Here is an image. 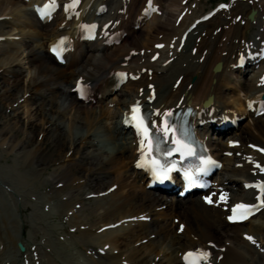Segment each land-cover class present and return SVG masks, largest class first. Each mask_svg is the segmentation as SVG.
I'll return each instance as SVG.
<instances>
[{
    "label": "bare ground",
    "instance_id": "1",
    "mask_svg": "<svg viewBox=\"0 0 264 264\" xmlns=\"http://www.w3.org/2000/svg\"><path fill=\"white\" fill-rule=\"evenodd\" d=\"M187 1L78 0L71 10L72 0H43L59 4L60 12L67 8L58 29L46 30L54 18H34L47 48L69 42L63 73L60 65L55 69L48 62L50 53L42 55L36 36L30 34L37 25L22 20L27 14L18 8L24 3L0 0V18H16L0 20V119H14L18 109L13 106L19 100H35L38 107L28 120L40 123L26 125L23 140L18 138V120L0 128V147L6 148L2 156L14 155L12 168L20 188L1 175L0 187L22 213L30 204L29 194L42 189L35 204L52 206L59 219L66 215L70 229L66 232L65 225L51 221L44 244L37 231L12 235L18 224L8 232L0 218V264H162L151 254L163 250V264H189L202 253L208 255L201 264H264V208L243 224L227 223L237 205H264V193L244 188L264 183V115H255L264 102L250 98L264 92V58L257 60L264 54V0H231L227 9L198 21L193 30L190 26L205 14L195 9L178 27L187 15ZM91 24L96 26L92 41L81 36L82 28ZM252 28L256 30L248 41ZM158 35L160 41L155 42ZM119 39L121 45L110 50L108 44ZM24 40L29 46L23 50ZM24 61L30 73L25 74ZM143 70L151 75H142ZM116 75L126 80L116 81ZM234 75L244 82L232 86ZM81 88L87 96H81ZM115 92L114 126L104 129L100 122L107 114L100 105ZM137 104L152 131L168 138L172 131H163L164 114L187 105L193 109L191 121L200 140L222 166L200 201L193 196L173 200L148 189L146 173L137 167L138 162L144 164L142 139L124 124ZM246 108L253 117L252 130L235 134L240 128L233 124L239 116L234 109ZM6 109L11 111L7 118ZM59 111L61 118L56 117ZM47 112H53L49 118ZM222 122L235 127L220 130ZM34 136L37 144L31 142ZM16 197L26 203L17 205ZM52 208L48 221L55 218ZM142 240L149 245L132 247ZM18 243L25 247L23 253L17 251Z\"/></svg>",
    "mask_w": 264,
    "mask_h": 264
},
{
    "label": "rangeland",
    "instance_id": "2",
    "mask_svg": "<svg viewBox=\"0 0 264 264\" xmlns=\"http://www.w3.org/2000/svg\"><path fill=\"white\" fill-rule=\"evenodd\" d=\"M231 0H188L184 5H183V7H184V9L186 10V12H187V15H186V17H184V18H182L181 20L182 21H179L178 23H177V25H178V27H180V25H182V23H183V21L184 20H186V22H187V19H189V18H191V17H189V14L188 13H190L191 14V11H193V10H195V11H199L198 12V15H203V14H206V13H208V12H210L211 10H213V9H216V8H220L221 7V9H227L226 8V6L229 4V2H230ZM248 1H250V0H248ZM37 2H38V0H30L29 2H23L24 4H22L21 6H19L20 8H18V9H20L23 13H25V14H27L26 16H25V18L26 19H22V20H24V22H27L26 20H28L29 22H32L33 24H36L37 26H36V28H33V29H31L30 30V34L31 35H35L36 36V42H37V45H38V47H40L41 46V51H42V55H44L45 57H47V53H49V48H47V46H48V44L45 42L46 41V36H45V33H44V31L43 32H40L38 29L40 28V26L36 23V21H35V13H34V10H33V4L34 3H36L37 4ZM28 5V6H27ZM222 6H225V7H222ZM100 9V8H99ZM98 9V10H99ZM71 10H73V8L71 9ZM81 10H82V8H81ZM66 12V8H64V10H63V12H59V13H57L56 15H55V17H54V21L51 23V25H50V27H48L47 29L45 28V27H43V29L45 28L46 30H52V29H58V28H60V27H62L63 25H64V22H63V13H65ZM75 12L76 11H72V13H71V16H74L75 15ZM5 13H8V10L5 12ZM31 13H32V15H31ZM200 13V14H199ZM30 14V15H29ZM98 15H99V13H98ZM152 15V13H150V16ZM13 15H5V16H3V17H1L0 18V20L1 21H10V22H13L14 20H16V18H13ZM59 20H58V19ZM187 18V19H186ZM3 19V20H2ZM21 20V21H22ZM35 22V23H34ZM62 22V23H61ZM56 25H58V26H56ZM37 27H39V28H37ZM177 27V28H178ZM256 30V28H252L251 30H249V35L247 36V40L249 41L250 40V37L253 35V33H254V31ZM35 32V33H34ZM34 33V34H33ZM14 34H16V32L14 33ZM160 36L158 35V41H155V42H159L160 40V38H159ZM114 40H116V39H114ZM113 42V43H112ZM111 43H109L108 45V48L110 49V50H114L115 48H117V47H119L120 45H121V40L119 39V40H117V41H112ZM157 44V43H156ZM23 45H25V47L23 48V50L24 49H26V47H28L29 46V44H28V41L27 40H24V42H23ZM73 53V52H72ZM142 54H143V51L141 52ZM69 58V56L66 58L65 57V63L67 62L66 60ZM125 59V61L126 62H129V58L127 57V58H124ZM258 59V58H257ZM55 69L57 68L56 66V61L53 59V57L52 58H49V61H48ZM58 65H60L61 66V71L63 72H66V69H67V66H65V64L64 65H62V64H59V63H57ZM22 65L24 66V72H25V74H27V73H30L29 71V69H28V66H27V62H22ZM242 65V64H241ZM29 71H28V70ZM74 71H76V69H74ZM63 72V73H64ZM144 72V73H143ZM145 73L146 74H148V76H150L151 75V71H148L147 72V70H143L142 71V75H145ZM236 76H238V77H235V75L233 76V78H234V80L236 81H234V82H232V86H233V84H237V82L239 81V82H241V83H243L244 82V77H242L241 75H236ZM124 80H125V78H124ZM241 80V81H240ZM239 86V85H238ZM63 88H64V86H62V90H63ZM233 88V87H232ZM64 91H65V88H64ZM236 92H237V97H240V99H242V100H244V95H242L243 93H239L237 90H236ZM116 92L115 93H111V94H109L108 95V97H106L107 98V100H104V101H102V104L100 105V106H103L104 108H102L101 107V109L102 110H104L105 111V113L107 114L106 116H104L103 118H101L102 120H101V122H100V125H101V127H103L104 129H112L113 128V126H114V121L111 119V118H113L114 117V115H116V108H115V101L117 100V98H116ZM262 96H264V92H261V93H252V95H251V100H253V101H255V99L257 100V101H262V99H261V97ZM116 99V100H115ZM114 100V103L112 102V103H110L111 101H113ZM21 101V102H20ZM24 102H25V104H24ZM28 102V103H27ZM63 102H64V100H63ZM109 102V103H108ZM23 103V104H22ZM60 103V105L62 106V102L60 101L59 102ZM108 103V104H107ZM21 104V105H20ZM36 104V102H35V100H29V101H23V99H21V100H19V103L18 104H16V105H14L13 106V109H18V111H17V114L15 115V118L14 119H12L11 118V116L10 117H8V115L9 114H11V111H9V110H5V115H6V118H7V120L6 119H0V128H3L4 126H6L7 124H12L13 123V121L14 120H18V122H19V124H18V126H19V129H20V131H21V133H20V135L18 136V138L20 139V140H23L24 139V135H21V134H23V132L24 133H26L27 131H26V125L28 126L29 124H30V122L32 123L33 122V124L36 126H39V121H29L28 120V118H29V115L30 114H33V112H34V110H36L37 109V107H38V105H35ZM235 110V112L239 115L238 117H235L236 119H235V126H237L238 128H240L238 131H236V133L235 134H237V133H241V132H246V131H248L249 129L250 130H252V125H253V117H252V115H250V112H249V110H248V108H246V109H244V111H241V110H238V109H234ZM237 110V111H236ZM48 114L46 115V117H50L51 115H52V113L51 112H47ZM58 114V113H57ZM56 114V115H57ZM50 115V116H49ZM60 115H62L61 113H60V111H59V114L56 116V117H59ZM255 115H258V116H260L259 114H257V113H255ZM55 117V118H56ZM62 116H60V118H61ZM108 117V118H107ZM114 119V118H113ZM28 120V121H27ZM2 122V123H1ZM15 122V121H14ZM29 122V123H28ZM7 123V124H6ZM226 127H228V128H230V129H232L233 127L231 126V124L230 123H228L227 125H226ZM238 128H236V129H238ZM235 129V130H236ZM24 130V131H23ZM75 133H80V131H75ZM217 137V136H216ZM38 137L37 136H34L33 138H32V140H31V142L33 143V144H37L38 142ZM224 141V140H223ZM226 141V140H225ZM235 146V145H234ZM2 149L3 150H6V148H5V146H3L2 148L0 147V175L2 176V177H4V178H6L10 183H12L17 189H19L20 187H19V185L17 184L18 182H16L15 180H17L18 178L20 179V177L16 174V172H14L13 170H15V168H12V167H14L15 166V158H14V155H9L8 157H6V156H2ZM230 155V158H231V154H229ZM229 158V157H228ZM229 158V159H230ZM13 164V165H12ZM12 170V171H11ZM50 171V169H48L47 171H46V173L45 174H47L48 172ZM2 173V174H1ZM7 175V176H6ZM17 177V178H16ZM30 178H32V176H30ZM39 191H41V192H39ZM38 191V193L40 194V193H43V190L41 189V190H39ZM14 193H15V191H14ZM37 193V191H34L33 193H31V195L29 194V196L27 197L29 200H30V204L28 205V207H27V212H17V210H16V208L13 206V201H11V197H8V195H7V193H5L4 191H3V193H2V190H1V187H0V218L1 219H3L4 221H6V223H5V226H6V228H7V230H8V232L14 227L13 225L14 224H18V229H16V230H11V231H13V232H11L12 233V235H15V236H19V234L21 233V232H24V234L25 235H30L31 233H33V231H37V233H36V235H38L39 237H40V239L42 238V240L44 241V244H46V240L45 239H47L46 238V236H48V235H50L49 233V231H50V225L51 224H57V225H65V227H64V230L66 231V232H69L70 231V229L69 228H67L66 227V219H67V216L66 215H63L62 216V218L61 219H59L57 216H55L56 215V210H54L53 208H52V206H46V207H44V205H42L41 206V204L40 203H37V204H35V202H39L38 200H37V198H38V196L37 195H39L38 193ZM153 194H155L156 196H159L158 194H156L155 192H153ZM7 195V196H6ZM31 196V197H30ZM37 196V197H36ZM35 197V198H34ZM40 197V196H39ZM203 196H196L195 198L197 199V201L199 200L200 201V198H202ZM9 198V199H8ZM14 198V197H13ZM41 198V197H40ZM35 199V200H34ZM170 199H173L174 200V198L172 197H170ZM16 201H17V205H19L20 204V206H23L26 202H24V200L23 199H19V197H16ZM21 201H22V203H21ZM196 201V200H195ZM35 204V205H34ZM32 208H31V207ZM37 207H39V208H37ZM50 207V208H49ZM44 208H47V209H44ZM51 208H52V212L54 213V217L55 218H53L52 220H50V221H48L47 219H48V213L50 212L49 210H51ZM38 211H37V210ZM49 209V210H48ZM41 210V211H40ZM43 210V211H42ZM24 215V216H23ZM34 218V219H33ZM36 218V219H35ZM46 220H47V222H46ZM61 220V221H60ZM51 221H52V223H51ZM23 222V224L24 225H21V223ZM44 222V223H43ZM51 223V224H50ZM62 223V224H61ZM49 224V225H48ZM162 224H164L163 222H162ZM8 225V226H7ZM20 225H21V227H23V226H25V229L23 230L21 227H20ZM13 226V227H12ZM35 226H36V228H35ZM39 226V227H38ZM248 227V226H247ZM6 228H2L3 230L4 229H6ZM33 228H35V230L33 229ZM47 228V229H46ZM31 229V230H30ZM33 229V230H32ZM45 229H46V231H45ZM230 229V228H229ZM229 229L227 228V229H225V231L227 232V231H229ZM43 231V232H42ZM28 232V233H27ZM31 232V233H30ZM46 233V234H45ZM179 233V232H178ZM177 233V234H178ZM44 236H43V235ZM180 234V233H179ZM178 234V235H179ZM32 235V234H31ZM42 236V237H41ZM45 237V238H44ZM143 242H145V241H138V242H135L134 243V245L132 246V247H134L135 249H137V248H139V247H141V246H147V245H149L148 243H147V241H146V243H143ZM164 249V248H163ZM77 250H74V252H76ZM78 252V251H77ZM165 253V251L163 250V252H160V254H158L157 252H155V253H153V254H151V259H157V261H160L162 264L164 263V262H167L166 261V259H164V260H162L163 259V254ZM220 258V257H219Z\"/></svg>",
    "mask_w": 264,
    "mask_h": 264
},
{
    "label": "snow or ice",
    "instance_id": "3",
    "mask_svg": "<svg viewBox=\"0 0 264 264\" xmlns=\"http://www.w3.org/2000/svg\"><path fill=\"white\" fill-rule=\"evenodd\" d=\"M222 7H225V6H222ZM95 26H93L94 28ZM64 41L61 40L60 41V44H63ZM52 51L54 53H57V49L56 48H53ZM59 53H57L58 55ZM165 116H170L171 113H165L164 114ZM147 118L142 116L141 113H140V108H139V105H135L133 106L132 108V116H131V120L135 121L136 122V127L139 129L140 133L142 134L143 138L141 140V149H142V154L143 155H149L151 154L152 152V138L150 137L149 135V128L148 126L145 124V120ZM154 126V125H153ZM171 129L169 128V125H168V122L167 120H165L163 122V131L165 133H167L168 131H170ZM145 141H147V145H145ZM178 143V142H177ZM147 148V152L145 153L144 152V148ZM181 147H187V145H181ZM179 150V148L177 149ZM261 151H264V149H262ZM189 152H191V149H189ZM215 162L214 161H211V160H208V161H205V164H214ZM143 165L141 163L138 162L137 164V167H142ZM257 167H260V165H257ZM152 171H153V174L155 176V178L160 181V182H163L167 179H169L170 177L168 176V173L172 171L171 168H162L157 161L153 160L152 161ZM206 171V169H205ZM262 171H264V169H262ZM187 179H188V182H189V186H194L195 185V181L193 179V177L189 174V173H185ZM261 193H264V186H261ZM208 203H212V200L210 198H208L207 200ZM262 204H264V201H261ZM254 207V206H253ZM247 208L248 206L244 205V204H240V205H237L235 208L232 209L233 213L235 214L237 209H242V210H245L244 213H242V215L245 216L246 218V213H247ZM143 219V218H141ZM230 220L233 219V217H229ZM249 239H251V237H249ZM253 243H255V241H253ZM193 254L192 253H188L187 256H192ZM207 253H202L201 256L202 258H206L207 257ZM187 256H186V259H187Z\"/></svg>",
    "mask_w": 264,
    "mask_h": 264
},
{
    "label": "water",
    "instance_id": "4",
    "mask_svg": "<svg viewBox=\"0 0 264 264\" xmlns=\"http://www.w3.org/2000/svg\"><path fill=\"white\" fill-rule=\"evenodd\" d=\"M252 16H253V14H251L249 17L252 18ZM219 67H220V65L215 66L213 71L214 72L217 71L219 69ZM204 105H206V102L204 103ZM17 248H18L19 252H21V253L24 251V248L20 243L17 244Z\"/></svg>",
    "mask_w": 264,
    "mask_h": 264
}]
</instances>
